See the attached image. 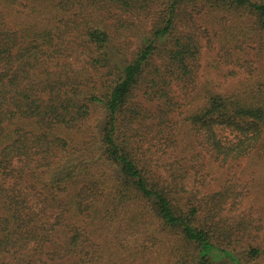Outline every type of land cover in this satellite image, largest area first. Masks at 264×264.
<instances>
[{"label": "trees", "instance_id": "obj_1", "mask_svg": "<svg viewBox=\"0 0 264 264\" xmlns=\"http://www.w3.org/2000/svg\"><path fill=\"white\" fill-rule=\"evenodd\" d=\"M255 150L264 0H0V264H264Z\"/></svg>", "mask_w": 264, "mask_h": 264}, {"label": "rangeland", "instance_id": "obj_2", "mask_svg": "<svg viewBox=\"0 0 264 264\" xmlns=\"http://www.w3.org/2000/svg\"><path fill=\"white\" fill-rule=\"evenodd\" d=\"M215 52L214 45H210V43L206 44L203 48L200 70L201 77L204 79L211 78L220 83L223 82L225 86L234 85L227 75V68L219 63L217 57L214 55ZM94 119L92 128L99 121L97 116ZM224 172L229 174L221 177L226 181H229L234 175L237 183L236 190L240 191L241 198L244 202L243 207H249L253 215L260 216L259 213L264 212V150L253 151L249 156L240 160L238 165H234L232 168H226ZM222 174L223 171H221L220 175L222 176ZM215 184L216 181L211 184V187H208L207 192L216 190L218 185Z\"/></svg>", "mask_w": 264, "mask_h": 264}]
</instances>
